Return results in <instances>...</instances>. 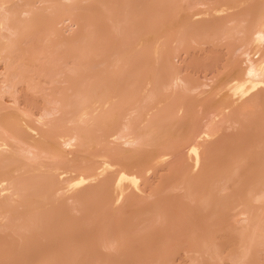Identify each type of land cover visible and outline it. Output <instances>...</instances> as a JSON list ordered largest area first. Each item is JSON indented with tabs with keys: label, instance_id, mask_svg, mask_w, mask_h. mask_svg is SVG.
Returning <instances> with one entry per match:
<instances>
[{
	"label": "bare ground",
	"instance_id": "obj_1",
	"mask_svg": "<svg viewBox=\"0 0 264 264\" xmlns=\"http://www.w3.org/2000/svg\"><path fill=\"white\" fill-rule=\"evenodd\" d=\"M176 1L177 0H0V194L3 193L5 195V205L0 209V216L6 219L5 226L8 224L9 219L11 220L10 217L13 213L12 206L18 199L25 201L26 204L30 202V204L28 203L27 205L30 207H25L27 209H25V212H28L30 214L38 213V211L40 212V201H43V199L47 197L67 195L66 197L69 196L67 200L69 199L70 201H74L75 203L79 202L77 203V206L85 205L78 204H80V202L83 200H87L88 202V199H91V195H89L90 197H87L86 195H84V193L78 194L77 188H72L73 190L68 191L67 189L59 186L62 182L66 181L74 182V187L76 185L80 186L83 182L76 178V169L65 170L59 167L44 168L38 166V163L42 160H48L49 162H51V164L61 165L60 163L64 162L63 160L66 158V152L68 150L82 149L90 151L92 153L91 157L100 158L101 161L105 162V165H110L111 167H113L114 170L112 177H107L106 175L102 176L101 174V177L103 179L102 186L109 188V192L111 193V195L119 200V209L122 208L121 206H124L126 202L127 205H130L136 199V197L143 193V191L145 190L144 184L147 183L145 177H147V175L149 176L150 173H152V171L156 168V166H162V164L164 165V163L166 162L164 156H168V152L160 153L159 150L158 152H154V154L151 155V166L144 170V173H141L138 171L140 170L138 168L137 171H132L134 170V167H136V165L133 167V169H131V171L128 170L127 166H125L121 162L120 157H118V155H122V153L119 151L124 147L125 149L130 151L138 149L142 146H153L155 142V137L153 135V133H155L154 131H159L161 127L163 128L164 126L173 129V127H175L174 125L177 126L178 124H181L180 118H182V115H179L180 117L177 118V114L175 116V113H184L185 110L183 109V107L185 105L187 97L181 96L180 99L179 96V99L176 98L177 102L174 105L175 108H173L172 111L170 110L169 112H167L166 120H160V123L158 121L152 122L151 117L152 115H154L153 113H155L152 111L153 108L151 110H147L148 107H145V105H143L145 109L141 107V111H138L135 108L133 110L129 109V105H127L128 103H126L127 99L128 101L133 100L129 99L131 96V90H129V88L128 90L130 96H127L128 94H126L125 97H127V99L123 97V99L125 98L126 101L124 105H127L123 108L126 107L131 111L126 113L127 111L126 109H124L126 112H122L124 113V124H122V126L115 132L111 133V135L107 137L108 139L104 137L105 133H102V131H104V128H101L100 126L108 122L111 118H115L122 110H120L119 108L120 111H118V107H116V104L118 103H120V106L123 105L121 103V99L124 95L121 91H119L118 93L116 90L117 88H119V82H121L122 80L121 78H119L122 76H119L118 74H125V72H128L127 67L135 60L134 55L139 54L137 52V49L138 51L140 50V53L143 52L144 54V51H147L148 48H151L152 46L154 55L158 56L157 58H160L161 55L159 56L158 54H160L163 43L165 44V40L164 38L160 37L161 34L159 35V30L162 28H158L159 23L161 22L160 20L167 17L169 13V6ZM166 5L167 7L165 8ZM261 7H264V0H262ZM233 8L234 7H230V9ZM237 12L238 11H236V13ZM220 13L221 11H219L217 8L213 9V15L220 16ZM252 13L250 14V18L252 20L250 21L249 27H241V25L244 23V21L242 20V22L238 23L239 25L234 22L236 24V27L233 30H214L216 28H221L220 23L219 26H214V29L213 27L210 28L211 30L209 29L212 34L211 32L206 31V33L208 32V34H211L210 37L212 38V40L213 38L214 40H217L218 37L222 39L223 37H232V35L239 36V43L237 42L239 45L237 46V48L235 47V53L236 55H238V57H236V60H238V58H240V60H238V63L234 66V68H232V72L230 74H227L225 77H223L222 75H218L215 81H212V79H210V82L214 84L211 85L212 89H209L210 92L205 91V89L211 88L210 84H197L187 82L180 76V73H178L177 69L170 73V78L168 80L163 79L162 81V79H159L157 77V74L153 72L154 74L146 79L147 82L143 83L144 86L142 82H140L142 84L141 86H136L137 94L138 90L140 91L138 96L140 97L141 94L146 101H154L158 90L160 93L169 91L168 97L170 99L172 98V96L175 97V92L173 91L180 88L183 89L187 94L194 93L195 97L197 98H201L205 94H210L212 100L213 98L217 97L219 99H217L218 104L216 105L215 110L213 112L211 111L214 109V107L210 110L211 113L208 114L207 119L204 120L202 126L196 130L191 123L190 125L193 127V129H191L192 127L190 126V129L188 128L189 130L183 136L184 140L186 139L183 142V150H185L187 157L185 159L191 162L189 163L191 166L189 165L190 168H187V170L182 169V171L184 170L185 172H187L186 174L188 177H186L188 179L183 178L184 181L182 180L180 183L184 184L187 188L191 187V185H193L194 183L197 184L198 190L201 192L199 194L200 196L198 195V197L203 199V201L201 200L202 202H205L204 204L198 203V206L203 205L202 208L204 212L207 213H204L206 217L201 218V222H199L198 220L200 217L199 215V217H196V219L190 218V222L192 221L191 219H194L195 221L191 222H194V224L190 225L192 227V229H190L191 233L188 232L191 234V236H189V234L187 236V239L185 238L186 236H184L188 234L184 233L187 232L186 230L190 227L189 225V227L185 226L186 228L183 231L184 235L182 234L185 240H188L190 238V241H188L189 244L187 246H191L190 250L188 251L191 252V249H193L192 254L194 258H191L193 259V262H191V264H206L207 261L209 264H211V261H209V259L213 260L212 264L217 260L220 262L217 261L218 263L215 262L214 264H219L224 260V258H227L228 253L230 254V251L225 254L230 247H237L241 249H238V251H240V255L237 256V260L234 259L235 261H233L232 259V264H247V262L245 263V261L249 259L247 256L250 255L249 253L252 250L251 240L254 234L258 231V225L253 219L254 214H251V209L247 207V201L252 200L255 203H260L263 205L264 193L255 194V191L253 190L258 179L257 181H249V179L246 178V172H244L248 170L246 167L249 166V161L251 163L250 167L252 170L258 171L259 169L264 172V12H262L261 10V14L259 13L260 15H257L256 12ZM255 14L257 15V17L254 20V16H256ZM92 18H96L97 20L99 19V21H109L112 28L111 32L110 30H101V35H95L96 31L90 30L92 26ZM144 18H148L149 20L146 22V24H144V26H141ZM150 18L153 19L151 20ZM234 21L237 22L239 20L236 19ZM40 23L44 24L46 27V30H43L46 32L45 36H38V30H34L35 27H37V25ZM139 24L141 27L139 26ZM60 26H62V28H60ZM143 28L149 29L147 31H150L151 33L149 32L147 33V35H151L152 40H149L150 36H148L149 38L145 36V33L147 31L142 30ZM187 31L189 32V30ZM183 34L185 33L183 32ZM163 36L165 37L164 34ZM146 39H148L149 41ZM184 39V41H186L187 38L185 37ZM151 41L153 44L151 43ZM130 42L131 45L129 44ZM149 42L151 43V45ZM145 43L146 46H148L146 48ZM126 46L127 48H129L128 46H130V48L126 50ZM135 51L137 52V54L135 53ZM176 51H178V47ZM147 54H149V52ZM145 56L147 58L146 54L141 57L145 60L144 63L147 62V59L144 58ZM164 62L165 61H163V64ZM234 62L231 64V67ZM66 63H69V65L71 64L70 68H60ZM107 64H109V69L112 68L109 72L114 76L110 74L112 76V78H110L108 77L109 74L106 75V78H110L109 81L111 83L108 82L105 86H103L104 83L102 82L106 80L105 76L103 75L105 72H108V68H106L107 71L101 69L105 71L103 72V74L100 73L102 74L101 76H99L98 72H92V70H95V67H106ZM165 68L164 70H166ZM155 70L160 71L158 67ZM86 72L87 75H85ZM129 72L125 74V76L128 75ZM138 72L135 75H133L134 72L132 74L133 78L137 75V77L134 78L135 80L138 79ZM114 73L118 76H116ZM132 75L129 76L132 77ZM144 76L147 75L145 74ZM39 77H45L46 79H48V83L50 84L58 82L60 86L55 88L58 96L53 101L54 108H52L51 110H43L40 113L39 118H37V122L41 125L42 130L39 137L34 140L22 135L20 133V129L16 128V126L21 122L22 119L31 115L30 110L21 108L18 104L19 98L17 86L19 83H28L32 80V78ZM126 77L125 83L127 84L129 83V80L126 79ZM155 80H161L159 87L160 89H162V92L160 91V89L157 90L158 85H152ZM138 81L139 80H137V82ZM107 85L110 87H108ZM130 85H128V87H130ZM102 86L103 88L105 87L106 90H102L103 88L98 89V87ZM147 86H150V88H148ZM128 87L122 89V91L128 93V90H126ZM31 90L36 92L37 90L40 91L41 89L38 86H33L31 87ZM120 94H122V96H119ZM134 96L137 95H135L134 93L133 97ZM157 96H159V93ZM5 97L9 99V102L12 104L13 109L15 110L14 113L17 115L12 123H8L3 119L5 112L9 110V107H6L5 105ZM168 97L166 95L165 102ZM191 97L194 96L192 95ZM195 100L196 98L193 101ZM131 103L129 102V104ZM192 106L191 108H193ZM137 107L139 108L138 105H136V108ZM154 109H156V107ZM149 111H152L153 113ZM59 113H65L67 117L57 120L56 124L54 123L55 125L51 126L54 115ZM141 113L143 114V116H141ZM118 120L120 121V118ZM136 120L140 121H137L140 125L136 122ZM230 122H232L233 125L235 124V126H232ZM67 123H71L76 127L71 131V138L66 133L65 125ZM226 123L227 125L228 123H230L229 126L233 128L236 127L235 129L239 128V131L237 130V138H235L238 143L236 142L237 145L236 147L234 146L235 148H233V152L232 154H230L231 156L226 166H221L225 170L223 171V173L225 172V176L220 177L216 175L217 169L216 165L214 164L215 161L218 162L217 154L219 151L214 146H211L212 144H210V146H207L206 144L209 145V142L211 141L210 137L217 135L219 133V130L221 129V126L223 124L225 125ZM219 125L221 126L219 127ZM227 127L226 129L228 130L229 128H231ZM51 131L57 132L55 135V146H50L46 142V136ZM98 133L100 135H103L101 136L102 139L99 138V136L97 135ZM96 135L99 138L97 141L94 140ZM114 143L117 145H113L114 147L108 146ZM205 155H207V159L204 158ZM178 156L180 158V155H177L176 157ZM186 160L182 161L181 159L180 163H183V166H185L184 163L186 162ZM258 161L260 163L262 162L261 166ZM177 163L178 165H180L179 161ZM180 166H182V164ZM81 169H88V166L83 165L81 166ZM219 169L220 168H218V170ZM91 173H93V171ZM98 173V171H95L94 175H97ZM259 174L260 173H258L257 175ZM257 175L255 176L259 177ZM253 178L255 177L253 176ZM194 188L189 189L190 191H193ZM187 192L185 194V197L189 199L188 201L193 200V203L194 201H197L198 198L195 197L196 195L190 197V195H188L189 192ZM194 193L196 194V192ZM182 196L184 197V194H182ZM209 197L211 204L208 203ZM91 200L93 203V199ZM157 202L159 203V201ZM234 204H237L234 208L236 213H234V215H230L231 212L234 211L232 209V211L230 212L231 208L233 207L232 205ZM123 209L124 207L122 208V210ZM125 209L127 210L128 207ZM182 209L183 208H181V210ZM190 209L188 208V210ZM120 212H122L121 209ZM187 213L189 212H186L185 214ZM121 214H123V212ZM176 215L177 214L175 213V216ZM190 215L191 214L189 213V216ZM192 216H194L193 213ZM116 217L117 216H115L114 218ZM49 218L45 217V220L52 221V219ZM45 220H43L44 223L46 222ZM159 222H163V220ZM9 223L12 222L9 221ZM9 225L11 224H8L7 226ZM105 227L104 229H107L109 226L107 227V225H105ZM178 227H174L175 229L173 228L172 230V233L176 234L175 237L171 236V233H169L170 236L173 237L174 241H181L179 238L175 239L178 234H180V238L182 237V230H180L182 229L181 226L178 234L177 232H175L177 230L176 228ZM106 234L108 233L105 232V236ZM115 234H120V237H117V239H124L121 237L122 233L118 232ZM105 236L104 239L108 237V235L107 237ZM136 238L138 237L136 236ZM115 239L116 238H113V240ZM27 240L30 242V239ZM33 240H35L33 242L35 244L36 239L32 238L31 241ZM163 240L166 239L163 238ZM123 241H126V239ZM121 242L122 241L117 240L113 242L114 244H112V246L107 245V243L105 245L106 247L109 246L110 249L112 248V250H114L115 247L119 248L122 245ZM22 243H25V240ZM126 243L128 244V242ZM167 243L170 242L167 241ZM26 244L30 245L27 243V241L25 243V246ZM124 244L122 245V247L124 246ZM8 245L9 244H2V249L4 250V252H6H3V254L7 256V258L8 256L9 258H14V255H16V253L14 252L15 254L13 255V248L15 246L13 247L12 245L11 247L9 245L11 248H9V251L7 249ZM35 245L37 247V244ZM23 246H19L18 249ZM27 247L28 246H26V248ZM26 248L24 247L22 249H24L23 251H27L28 256L30 257V251L28 250V248ZM117 248H115L116 253L119 249H122L120 247L117 250ZM18 249H16L17 255L19 253ZM22 249H20V253H23V255L19 253L20 255H18V257L22 256V260L24 262L27 254L26 252H23ZM1 253L2 252L0 251V255L3 256V254ZM205 256L207 259L204 258ZM231 256L232 255H230V258ZM27 257L26 259H29ZM3 260L6 262L5 257L3 258ZM15 260H11V264L12 261L14 262ZM16 262L17 261H15L14 263L16 264ZM21 263L22 261H20L19 264ZM222 264H225V262Z\"/></svg>",
	"mask_w": 264,
	"mask_h": 264
},
{
	"label": "rangeland",
	"instance_id": "obj_2",
	"mask_svg": "<svg viewBox=\"0 0 264 264\" xmlns=\"http://www.w3.org/2000/svg\"><path fill=\"white\" fill-rule=\"evenodd\" d=\"M261 4H262V0H223V1L222 0L221 1L220 0H177L176 2L171 4L169 6V13H168L167 17L160 20L161 22L159 23V27H158V28L162 27L159 30V35L161 34L160 37L164 38V40H165L164 41L165 44L163 43L162 50H161L160 54H158L159 56L161 55L160 58H157L158 56L154 55L152 46H151V48H148V50H151V49L152 50L151 51H148V50L144 51V54H143V52L140 53V50L138 51V49H137V52L139 54L134 55L135 56V60L133 61L134 63L132 62L127 67L128 72H129L130 67L133 68V69L130 68L131 74L129 72V74L126 75L127 76L126 77L125 74H127L128 72L127 73L125 72V74L122 73L124 75L117 73L119 76H122V77H119L122 79L121 82H119V83L123 86H121L119 84V88H117L116 90L118 93H119V91H121L122 94H124V95L123 96H122V94L119 95V96H122V99H121L122 102L121 103L123 105L120 106L119 105L120 103H118V104H116V107H118V111H120L121 109L122 110L118 113V115L115 118H113V119L111 118L109 120L111 122L108 121L101 126L99 125L101 128H104V131H102V133H105L104 137L107 138L109 135H111V133L115 132L118 128H120L122 126V124H124V122H125L123 119L124 113H122V112L127 111L126 113H128L131 111L129 109L133 110L134 108L137 109L138 111H141V109L144 108L143 105H145V107H148L147 110L148 109L151 110L153 108L152 111L155 113H153L152 111H149V112H152L154 114L151 117L152 118L151 121L152 122L158 121L160 123V120L161 121L166 120L167 112H169L170 110L172 111V109L175 108L174 105L177 102V99H179V96H180V99H181V96L182 97L186 96L187 98L185 101V105L183 107V109L185 110L184 113L183 114H181L182 112H180V113L176 112L175 113V116L177 114V116H176L177 118H179L182 115V118H180L181 124H178L177 126L174 125L175 127H173V129L167 128L166 126H164L163 128L161 127V129L159 131L158 130L154 131L155 133H153V135L155 137L154 138L155 142H154L153 146H150V145L142 146V147H139L138 149H135L136 151L135 150L128 151L124 147V148H121L119 151L122 153V155H118V157H120L121 162L125 166H127L128 170L131 171V169H133V167L136 165V167H134V170H132V171H137V168H138V169H140L138 171L141 173H144V170H146L147 168H149L151 166V164H150L151 163L150 160L152 157L151 155L154 154V152H158V150L160 153L161 152H165V153L168 152L169 155L164 156V159L166 162L164 163V165L162 164V166L161 165L156 166L155 169H157V170L154 169L153 170L154 172L152 171V173H150L149 176L147 175V177H145V180L147 182L146 184H144L145 190L143 191V193L141 195L136 197V199L130 205H127V202L125 203V205L128 207L127 210L125 209V208H127L125 205L121 206L122 208L124 207L123 210H122V208H120L124 214L123 215V214H121L122 212H120V209H119V207H120L119 200L116 197L111 195V193L109 192V190H110L109 188L102 186V180L103 179L101 177V174H102V176L106 175L107 177H112L113 176V170H114L113 167H111L110 165H105V162L101 161L100 158L91 157L92 153L90 151H86V150H82V149L68 150L66 152V158L63 160L64 162L60 163L61 165L51 164V162H49L48 160L40 161L38 163V166H41L44 168L59 167L61 169H65V170L66 169H74V170L76 169V171H75L76 175L75 176H76V178H78V180H81L83 183L80 186L76 185L74 187L73 186L74 182L66 181V182H62L59 186L67 189L68 191L73 190L72 188H77L78 194L84 193V195H86L87 197H90L89 195H91L92 197H90V198L93 199V203H92L91 199H88L89 204H88L87 200L86 201L83 200L78 205H81V204H85V205L77 206V203H79V202L75 203L74 201H70L69 199L67 200V198L69 197V196L66 197L67 195L66 196L65 195L64 196L63 195H56L54 197H47V198H44L43 201H40L39 207H40L41 211L39 212L37 210L38 213H35L37 215L39 214L37 216L34 213L30 214L28 212H25L27 210L26 208L30 207V206H27L28 203L30 204V202H28L26 204L25 201L18 199L12 206L13 213L10 217L11 220L9 219V221L12 223H9V221H8V224H11V225L7 226L8 225L7 224L6 225L7 227H6L5 226L6 219L4 217L0 216V243H1L0 244V248H1L0 251L2 252L1 254H3V252H4V250L2 249V244H5V245L9 244L11 247H12V245H13V247L14 246L16 247V245H17L16 248L15 247L13 248V255L15 253H16V255H14V258L13 257L9 258V256L7 258V256H5L4 254H3V256L0 255L1 256L0 257V264H6L7 262L11 264V260H13V259L15 260V258H16L15 261H17L16 264H19L20 261H22V263L26 262L27 264H44L45 262H47L45 264H99V263L100 264L101 263L102 264H191V262H193L192 261L193 259H191V258H194V256L192 254L193 249H191V252L188 251L191 248V246H189V247L187 246L189 244L188 241H190L189 240L190 238L188 237L189 239L185 240L184 237L182 236V234L186 228L185 226L189 227L190 225L194 224V222H195L194 219H196V217L198 218L199 216L200 217L198 220H199V222H201V218L206 217L205 214H207V213L204 212V210L202 208L203 205L198 206L199 205L198 203L204 204L205 202H202L203 199L198 197V195L201 192L198 190L197 184H195V183L193 184L194 186L196 185L195 188L193 185H191V187H189V188L190 189L194 188V189H193V191H190L189 188H187L184 184L180 183L182 180L184 181L183 178L188 179L187 178L188 176L186 174L187 172H185L184 170H187V168L189 169L191 166L189 164L191 162H189L188 160L185 159L187 157H186L185 150H183V147H184L183 142L186 139L184 140L183 136L190 129L191 123L193 124L192 126L196 130L202 126V123H204V120L207 119L208 114H210L211 111L213 112L215 110L219 99L217 97V98H213V100H212L210 94H209L210 97L208 94H205L201 98L200 97L197 98V97H195L194 93L193 94H187L181 88L174 90L173 92H175V95H174L175 97L172 96L173 99L172 98L169 99V97H168L169 91L162 92V89H160V87H159L161 80L157 81L158 80L157 79V80H155L156 82L154 81L153 83L152 82L151 83H152V85H158L159 88L157 87V90L160 89V91L162 93H160L158 90L159 96H157L158 95V93H157L156 97H155L156 100L154 98V101L149 100L150 101L149 102V101H146L142 97L141 94H140V97L138 96L140 91L138 90V94H137V87H139V85L141 86L143 83H146L147 82L146 79L154 73H156L157 77L159 79H162V81H163V79L168 80L170 78V73L173 72L175 69H177L178 73H180V76L187 82L197 83V84H201V83L210 84L211 88L205 89V91L210 92V90L212 89L211 85H214L210 82L211 81L210 79H212V81H215L216 78L218 77V75H222L223 77H225L227 74H230L232 72V68H234V66L238 63V60H240V58H238V60H236L237 59L236 57H238V55H236V53H235V50H236L237 46L239 45L238 44L239 43L238 42L239 36L232 35V37H223L222 39H220L218 37L219 40L217 38H216L217 40H214V38L212 40V38L210 37L212 32L209 31V29L212 27L214 29V26L217 27L221 23L220 24L221 28L219 27L220 29L216 28L214 30H217V31L218 30H233L236 27V24H238L239 22H242V20L244 21V23L243 24L240 23V24H242L241 27H245V28L249 27L250 21L252 20L250 18L251 17L250 14L252 12H256L257 15L259 13L261 14V10H262V12H264V7L262 8ZM166 7H167V5L165 6V8ZM230 7H234V8L230 9ZM215 8H217L219 11H221V13L219 14L220 16H218V15L215 16L212 14L213 9H215ZM259 10H260V12H259ZM236 11H238L239 13L238 12L236 13ZM257 15L254 16V20L256 19ZM148 18H144L143 21L141 20L142 23L140 21L141 26H144V24H146V22L149 20ZM236 19H238L239 21H237V22L234 21ZM91 23H92V26H91L90 30L96 31L95 35H97V34H98V36L101 35V33H102L101 30H110V32L112 30L109 21H106V20L105 21H99V19L97 20L96 18H94V19L92 18ZM139 26H140V24H139ZM60 28H62V26H60ZM34 30H38V33H39L38 36H45V34H46V32L43 31V30H46V27L42 23L38 24ZM142 30L147 31L149 29L143 28ZM187 30H189V32ZM206 31L211 32V34H208V32L206 33ZM149 32L147 31L145 33L146 34L145 36L146 37L150 36V38L149 37L148 38H149V40H152L151 35H147V33H149ZM183 32L185 34H183ZM193 32L195 35L193 34ZM163 34L165 35V37L163 36ZM191 34H193L194 36ZM185 37L187 38L186 41H184ZM120 39H122V38H120ZM193 39H195L196 41ZM146 40H148V39H146ZM180 41H182L183 43ZM151 43H152V41H151ZM151 43H150V45H151ZM129 44L131 45V42ZM132 44H133V40H132ZM181 44H183V45H181ZM235 44H237V45H235ZM128 47L130 48V46H128ZM146 47H148V46H146V43H145V48ZM177 47H178V51H176ZM129 48H127V46H126V50ZM144 50H146V49H144ZM137 52L135 51L136 54H137ZM148 52H149V54H147ZM145 54L147 55V58H146V56L144 58L147 59L146 60L147 62L144 63L145 60L141 57ZM136 57H138V58H136ZM161 58H162V60H161ZM157 59H158V61H157ZM234 60L236 63L234 62ZM163 61H165L164 64H163ZM233 62H234V64L231 67V64ZM132 64H133V66H132ZM70 65H69V63H66L65 65H62L60 68H62V69H65V67L70 68ZM171 65H172V67H171ZM108 66H109V64H107L106 67H103V66L95 67V70H92V72L96 71V73L98 72L99 76H101L103 74V72L107 71L106 68H108V72L107 73L105 72L106 74L104 73L103 76H105V78H106V75L109 74L108 77L112 78V76L110 75L112 73L109 72L112 68L109 69ZM157 67L160 71L155 70V69H157ZM163 67L164 68L166 67L165 68L166 70H164ZM101 69H103L105 71H103ZM113 71H114V69H113ZM138 71H140V72H138ZM147 71H148V73H147ZM133 72H134V74H133ZM137 72L139 73V76L137 79V80H139L138 82H137V80L134 79L137 77V75H136V77L133 78V75L137 74ZM159 72H161V73H159ZM100 73H102V74H100ZM158 73H159V75H158ZM145 74L147 76H144ZM85 75H87V72ZM118 75H116V76H118ZM129 75H132V77ZM123 76H124V80H123ZM128 76H129V78H128ZM160 76H162V77H160ZM125 77H126V79L129 80V83H127V84L125 83ZM110 78L109 79L106 78V80H105L106 82L105 81L102 82V83H104L103 86H105L106 83H108V82L111 83L109 81ZM142 78H145V79H142ZM133 80H135V81H133ZM140 82H142V84ZM133 83H135V84H133ZM101 85H99V86H101ZM128 85H130V87H128ZM33 86H38L41 90L40 91L37 90L38 92L37 91L34 92L31 90V87H33ZM59 86L60 85L58 84V82H55L53 84L48 83V79H46L45 77L44 78L43 77L32 78V80L29 81L28 83H19L18 84V86H17L18 98H19L18 104L20 105L21 108L30 110V113H31V115L22 119L21 122L16 126V128L20 129V131H21L20 133L22 135H24L28 138H32L34 140L39 137L41 130H42V127L37 122V118H39V115L43 110H45V109L51 110L52 108H54L53 101L58 96L55 88H57ZM103 86L98 87V89H102ZM120 86H121V88H120ZM143 86H144V84H143ZM108 87H110V86H108ZM126 87H128L126 90H128L130 88L129 90H131V96L129 94V90H128V93H125L124 91H122V89H125ZM161 87H162V85H161ZM148 88H150V86ZM104 89H105V87L102 90H104ZM133 92L135 93V95H137V96H134L135 98L133 97V94H134ZM126 94H128L127 96H130L129 99H133V100L128 101L127 97H125ZM166 95L169 99V101H168V99L166 100V102L168 101L167 103L165 102ZM192 95L196 98L195 101H193L195 98L191 97ZM123 97H125L127 99V102L125 101V98L123 99ZM159 98H160V100H159ZM187 99H188V101H187ZM138 100L139 101L141 100V101L139 102ZM4 101L6 103L5 104L6 107H9V110L5 112L3 119L8 123H12V121L17 117V115L14 113L15 110L13 109L12 104L9 102V99L5 97ZM131 101H132V103H131ZM172 101H174V102H172ZM125 102L128 103L127 105H129L128 106L129 109L126 107L123 108L124 106H127V105H124ZM129 102L131 104H129ZM148 103L151 105H149ZM160 103H162V104H160ZM169 103H170L171 107H170ZM189 104H190V106H189ZM191 104L194 106H192ZM136 105H138L139 108L138 107L136 108ZM191 106L193 108H191ZM201 106H202V108H201ZM155 107H156V109H154ZM213 107H214V109H213ZM119 108H120V110H119ZM124 109H126V111ZM211 109H213V110H211ZM197 111H199V112H197ZM156 114H157V116H156ZM141 116H143L142 113H141ZM153 116H155L156 119ZM66 117H67V115L65 113L55 114L53 119H52L53 121L51 122V126L55 125L57 120L63 119ZM119 118H120V121L118 120ZM137 121L138 120H136V122ZM138 122H140V121H138ZM118 123L121 125H119ZM137 123H136V126H137ZM161 123H163V122H161ZM230 123L232 126H235V124L233 125L232 122H230ZM230 123H228V125H227V123L225 125L221 124L222 126L219 125V127L221 126L219 133L217 135L211 136L210 137L211 141L209 142V145L206 144L207 146H210V144H212L211 146H214L219 151L217 154L218 162L215 161L216 163L214 162V164L216 165V169H217L216 175H218L220 177L225 176V172L223 173V171H225V170L222 167L226 166L228 160L230 159V156H231L230 154H232V152H233V148H235L237 145L236 144L237 140L235 138H237L236 136L238 135V131H239L238 129L239 128L235 129L236 127L233 128V127L229 126ZM194 124H196V125H194ZM134 125H135V122H134ZM139 125H138V127H139ZM99 126H97V127H99ZM225 126L226 127L228 126L227 128H229V127H231V128H229V130H228V129H226ZM80 127H83V126H80ZM193 127L191 129H193ZM73 128H76V127L74 125H72L71 123H67L65 125L66 133L69 135V137L72 135L71 131L73 130ZM176 130H179V131H176ZM56 133H57L56 131H51L46 136V142L48 145L55 146V144H56V140H55L56 139L55 138ZM97 135L99 136L100 139H102L101 136H103V135H100L99 133ZM97 135L94 138V140H96V141L99 139ZM182 139H183V141H182ZM2 143H4V142H2ZM113 145H117V144L114 143V144H111L108 146L114 147ZM161 147H162V150H161ZM163 148H164V150H163ZM177 155H180V158L182 159V161L186 160V162L184 163L185 166H183V163H180L181 159L179 158V156L176 157ZM183 157H184V160H183ZM173 158H175V159H173ZM204 158L207 159V155H205ZM178 161H179V164L180 165L182 164L183 167L178 165V163H177ZM172 163H174V164H172ZM248 163H249V166H248ZM248 163H247L248 167H246V168L249 171L248 170L244 171V172H246V178H248L249 181H253V180L257 181V179H258L257 183L255 184L256 186H255L253 191H255V194L264 193V172L259 170V169H258V171L252 170L250 167L251 166L250 161ZM83 165H87L88 169H81V166H83ZM175 165H177V166H175ZM252 165H253V163H252ZM261 165H262V162L260 163V166ZM159 166H161V167H159ZM217 167L220 169L218 170ZM182 169H184V170L182 171ZM221 169H223V170H221ZM92 171H93V173H91ZM95 171H98L99 173L97 175H94ZM177 171H178V173H177ZM254 171H255V173H254ZM258 173H260V174L257 175ZM255 175L259 176L260 178L256 177ZM253 176L255 178H253ZM179 178H181V179H179ZM250 179H252V180H250ZM144 183H145V181H144ZM170 184H172V185H170ZM173 185H174V187H173ZM186 192L188 193V195H190V197L196 195L195 197L198 198V199L196 198L197 201H194V203H193V200L188 201L189 199H187L185 197ZM194 192H196V194ZM152 194H153V196H152ZM182 194H184V197L182 196ZM186 199H187V204H186ZM4 200H5V195L3 193H1L0 194V209L2 207H4V205H5ZM157 201H159V203ZM165 202H167V203H165ZM160 203H161V205H160ZM208 203L211 204L210 197H209ZM248 203H250V204H248ZM170 204H172V205H170ZM236 205L237 204L232 205L233 207L231 208L230 212L232 211V209L234 211H232L230 215H234V213H236L235 209H234L236 207ZM181 206H183V207H181ZM247 207L249 209H251V214L252 213L254 214L253 219H254L255 223H257V225H258V231L252 237V240H251L252 241V250L249 253L250 255L247 256L249 259H247L245 261V263L247 262V264H258V263L264 264V261H263V259H264V204L262 205L260 203H255L252 200H250V201H247ZM148 208H149V210H148ZM181 208H183V209L181 210ZM188 208L189 209L191 208V209L188 210ZM199 209H200V211H199ZM147 212H148V214H147ZM184 212L185 213L189 212L191 214L190 215L191 217L189 216V213L185 214ZM27 213H28V215L30 214L31 216L30 215L28 216ZM158 213L159 214L161 213V214L159 215ZM175 213L177 214L176 216H175ZM192 213L194 216H192ZM32 214H34L35 216ZM52 216H53L54 220H53ZM115 216H117V217L114 218ZM160 216H162V217H160ZM45 217L46 218L50 217L49 219H52V221H46ZM190 218H194V219H191L192 221H194L193 223H191L192 221L190 222ZM43 220H45L47 223L45 222L46 223L45 224ZM162 220H163V222H159ZM185 220H186V223H188V224L185 223ZM102 224L104 225V227H105V225H107V227L108 226L109 227L107 229H104ZM180 226L182 227V229H180L181 228ZM174 227H178V228H176L177 229L176 231L174 230L175 232H177V234H178L179 229L182 230L181 236L183 237V238L181 237L182 238L181 239L180 234H178L175 239L179 238L184 243L187 241L185 244L181 241H178V240L174 241L173 237L176 236L175 233H172V230ZM183 227H184V229H183ZM190 229H192L191 226L186 230L187 232H185L184 234H186L188 232L191 233ZM105 232L108 233V234H106V236H105ZM118 232L122 233L121 237L124 238L123 240L126 239V241L120 240L119 238L117 239V237H120L119 236L120 234L116 235L115 233H118ZM169 233H171V236H173V237H171ZM190 233H188L186 235L183 234V235L186 236L185 238L187 239V236ZM107 235L109 238L107 237ZM104 236L107 237V238H105L106 240L104 239ZM136 236L139 239L136 238ZM189 236H191V234ZM170 237L173 239V242H172V239ZM20 238H21L22 242H24V240H25V243L27 241V243L30 244V245L26 244V246H28L27 247L28 250L30 251L29 253L31 254V255L29 254L30 257L28 256L27 251H23L24 249H22V248H24V247L26 248V246H25V243H22L20 241ZM32 238L36 239L35 244H37V247L33 243L35 240L31 241ZM113 238H116L117 240L122 241L121 242L122 245L125 242L123 247H122V245L120 246L122 249H119L120 247L119 248L115 247V248H117V250L119 249L121 251V253L119 250L116 253L115 248H114V250H112V248L110 249L109 246H112V244H114L113 242L117 241L116 239L113 240ZM131 238H132V240H131ZM163 238L166 240H163ZM27 239H30L31 243ZM127 239H128V241H127ZM167 239H169V240H167ZM108 240H110V241H108ZM107 241H108V243H107ZM167 241H169L170 243H167ZM126 242H128V244ZM32 243H33V245H32ZM106 243H107V245H109L108 247H106V245H105ZM174 243L176 244V246ZM23 244H24V246H23ZM102 244H103L104 248H103ZM9 245H8L7 249L10 251L11 248ZM21 245L23 247H20L18 249V247ZM3 247H4V245H3ZM5 248H6V246H5ZM230 248L225 253V254H227L230 251V254L228 253L229 256L227 254V258H229V259L224 258V260H226V259L227 260L226 261L223 260L219 264H222L224 262H225V264H227V263L232 264L233 261L238 259L237 256L240 255V251H238V249H240V248H237V247H230ZM16 249L19 250L18 251L19 253L21 251L20 249H22L23 252H26V254L28 256V257L27 256L26 257L29 259H26L25 254H24L25 259L23 257V259H24V262H23L22 256L18 257V255H20V254L23 255V253H20V254L18 253V255H17ZM233 252H234V254H233ZM237 252H239V253H237ZM4 253H6V252H4ZM230 255H232L231 258H230ZM4 257H5L6 262L3 260ZM20 257H21V259H20ZM204 258H206V256ZM9 259H10V262H9ZM232 259H233V261H232ZM27 260H28V262H27ZM209 261H211V264H212L213 260L209 259ZM217 261H215V262H217ZM14 262L12 261V264H15ZM218 262H220V261H218ZM206 264H209L208 261Z\"/></svg>",
	"mask_w": 264,
	"mask_h": 264
}]
</instances>
